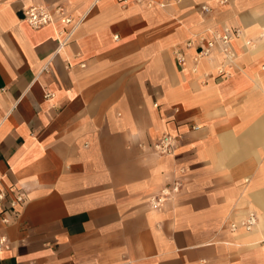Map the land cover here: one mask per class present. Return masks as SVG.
I'll return each instance as SVG.
<instances>
[{
    "label": "crops",
    "instance_id": "1",
    "mask_svg": "<svg viewBox=\"0 0 264 264\" xmlns=\"http://www.w3.org/2000/svg\"><path fill=\"white\" fill-rule=\"evenodd\" d=\"M163 1L0 0V188L26 198L0 264H264V0ZM225 27L234 57L196 61Z\"/></svg>",
    "mask_w": 264,
    "mask_h": 264
},
{
    "label": "built area",
    "instance_id": "2",
    "mask_svg": "<svg viewBox=\"0 0 264 264\" xmlns=\"http://www.w3.org/2000/svg\"><path fill=\"white\" fill-rule=\"evenodd\" d=\"M184 0H164L159 5L165 7L169 4L181 3ZM228 3V0H221V4ZM202 11L205 13L210 12L209 7L204 6ZM60 20L61 25H69L72 23V18L67 17L62 13L61 9L52 11L48 6L36 5L29 8L24 13V20L27 24L38 30L46 26L57 27V20ZM209 35V36H208ZM243 36V31L239 28L225 27L221 30H207V33L198 34L194 36V39L188 43V47L191 48L196 43L198 45V53L195 60L199 61L203 58H210L216 48H219L220 52L228 59L234 57L231 42L232 39H239ZM247 46L251 45V41L247 40L245 43ZM180 62H185V58L180 57ZM221 75H225L223 70L220 71ZM154 151L161 156L173 155L176 152V139L171 135H163L154 145ZM181 184L175 181L171 186L161 190V192L151 199L150 206L153 210H161L163 205L173 199L175 195L179 193ZM25 195L23 192L10 193L7 190L0 188V226H8L11 223L13 217L18 216L19 208L25 203ZM258 223V216L256 212L249 211L244 214V217L237 222H233L230 225L231 232H251L255 229ZM9 241L6 237L0 238V255L5 250L10 249ZM204 264V263H203Z\"/></svg>",
    "mask_w": 264,
    "mask_h": 264
}]
</instances>
